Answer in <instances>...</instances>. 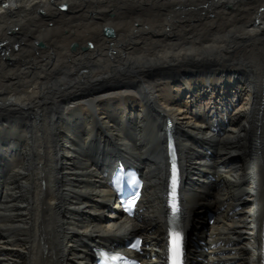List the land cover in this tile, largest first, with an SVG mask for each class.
Instances as JSON below:
<instances>
[{"label": "bare ground", "instance_id": "obj_1", "mask_svg": "<svg viewBox=\"0 0 264 264\" xmlns=\"http://www.w3.org/2000/svg\"><path fill=\"white\" fill-rule=\"evenodd\" d=\"M167 119L185 223L219 212L207 260L262 264L264 0H0V264H93L134 233L162 264ZM119 158L148 184L129 222Z\"/></svg>", "mask_w": 264, "mask_h": 264}, {"label": "rangeland", "instance_id": "obj_2", "mask_svg": "<svg viewBox=\"0 0 264 264\" xmlns=\"http://www.w3.org/2000/svg\"><path fill=\"white\" fill-rule=\"evenodd\" d=\"M12 6H14V5H12ZM65 7V9H67L68 10V8H67V4H65V6L64 5H61V4H58L57 5V8H64ZM46 16V15H45ZM48 16V15H47ZM14 33H16L17 31H13ZM16 34H19V28H18V32L16 33ZM42 45V44H41ZM41 54H43V56H44V50H43V47H42V53ZM23 69H26V67H23ZM18 76V74L17 73H14L13 74V78H16ZM65 142V140H63L62 141V143H64ZM5 161H7V159L6 158H2V160L0 161V163H1V166H2V168L4 169V170H7L6 169V167L3 165V163L5 162Z\"/></svg>", "mask_w": 264, "mask_h": 264}, {"label": "water", "instance_id": "obj_3", "mask_svg": "<svg viewBox=\"0 0 264 264\" xmlns=\"http://www.w3.org/2000/svg\"><path fill=\"white\" fill-rule=\"evenodd\" d=\"M106 33H107V35H109V36H111V35L113 34L112 31H111L110 29H107Z\"/></svg>", "mask_w": 264, "mask_h": 264}]
</instances>
